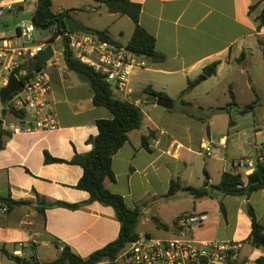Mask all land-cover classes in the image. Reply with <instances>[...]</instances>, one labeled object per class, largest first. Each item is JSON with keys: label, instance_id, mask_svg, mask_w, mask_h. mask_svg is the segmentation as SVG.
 I'll return each mask as SVG.
<instances>
[{"label": "crops", "instance_id": "0c3cea01", "mask_svg": "<svg viewBox=\"0 0 264 264\" xmlns=\"http://www.w3.org/2000/svg\"><path fill=\"white\" fill-rule=\"evenodd\" d=\"M37 1L0 0V9L13 5L12 10L0 15V46L5 40L22 44L19 27L32 22ZM131 1L140 4V24L155 38L156 50L165 60L148 61L146 69L135 71L130 92L117 90L119 98L133 100L141 107L144 119L141 128L130 132L129 140L114 156L116 181H107L106 186L122 196L130 209L142 210L137 229L140 235L173 238L180 217L192 212L205 213L209 220L194 230L193 237L200 242H238L241 248L237 261L256 264L264 258V250L249 243L253 221L250 209L264 226V189L249 198L215 192L213 198L198 200L184 190L171 196L169 189L173 179H180L183 186L203 187L204 171L210 175V183L218 185L225 172L234 171L237 162L256 159L264 148V86L258 87L256 76L264 73V26L259 27L258 20L264 0ZM68 3L54 0L53 11L72 10L75 20L92 29L108 30L124 46L132 39L135 24L128 16L110 13L92 0L64 6ZM52 34L50 31V37ZM50 37L39 43L52 45L47 43ZM61 40H56L61 47L54 49V66L53 62L47 64L52 86L49 100L58 128L50 132H14L10 126L20 116L0 102V113L7 110L0 118L4 143L0 150L1 198L35 201L39 194L48 203L69 204L90 199L87 191L77 188L84 173L80 165L45 162L46 153L67 162L77 154L90 153L93 146L88 140L99 134L97 122L113 117L107 108L95 106L89 83L68 69ZM214 65L215 72L207 71ZM203 74L206 79L182 96L189 81ZM222 86L229 93L234 92L240 107L254 102L257 95L259 105L252 112L241 114L235 107L230 111L210 110L227 107L231 95L226 106L199 103ZM147 87L171 100L172 108L158 106V98L154 101L145 93ZM245 94L251 101L246 105L241 100ZM174 101H179L180 106L170 112ZM150 134L146 149L143 137ZM204 147L211 150L210 156ZM40 207L33 203L5 212L0 203V264H13L18 258L31 263L34 259L43 264L52 262L61 252L55 245L57 240L85 258L119 237L121 224L110 206L94 202L77 210L47 208L44 214ZM41 248L46 249L45 259L40 255ZM20 249L22 256L18 257ZM117 264L126 263L119 256Z\"/></svg>", "mask_w": 264, "mask_h": 264}, {"label": "trees", "instance_id": "16d2710c", "mask_svg": "<svg viewBox=\"0 0 264 264\" xmlns=\"http://www.w3.org/2000/svg\"><path fill=\"white\" fill-rule=\"evenodd\" d=\"M54 0H38L37 8L33 14L32 22L37 29L41 30L44 26L55 22V26L50 29L53 32L47 43L55 42L59 37L62 38V50L64 61L69 70L78 74L83 80L87 81L94 93L93 102L95 106L107 108L111 114V119H103L97 122L99 134L91 137L88 143L93 146L92 151L86 155H75L70 162L51 157L45 154V162L51 163H70L80 165L83 170V176L80 179L77 188L85 190L90 194L88 202L80 204H69L65 202L48 203L45 198L39 194L35 195V201H14L10 197L1 198L0 203L7 208V211L17 206L37 203L42 205L39 211L43 214L47 208L64 207L71 210L80 209L88 204L99 202L102 205L112 207L116 212V217L121 224L120 234L117 240L108 244L104 248L94 252L88 257H82L73 249L61 241H55V245L60 249L59 256L52 262L44 264H101L109 262V264H117V259L123 253L128 245L135 242L140 234L138 226L141 222L143 213L140 208L130 209L122 196L112 193L106 186L107 181L115 182L116 177L112 168L113 158L117 152L129 140L130 132L139 130L142 126L144 113L140 106L135 102L121 99L117 96V89L108 81L107 77L79 61L70 49V39L65 36L69 32L65 23V18L72 14V10L62 12L53 11ZM100 6H104L110 13L128 16L135 24V31L132 39L127 45L128 50L144 57L152 63L163 62L165 57L157 52L155 38L150 35L140 24L141 6L131 0H92ZM259 27L264 26V9L258 18ZM91 34L97 35L102 40L116 42L108 30H96L89 28ZM120 44V43H118ZM37 57L31 59L27 63L29 74L34 73V65ZM44 66L40 67L41 70ZM216 65L210 67L207 71L215 72ZM206 79V74L199 76L194 81H189L188 87L183 91L182 96L193 90L196 86ZM145 93L150 95L155 101L156 98L162 97L163 94L158 93L147 87ZM232 98L231 103L225 108L210 109L212 112L230 111L231 108H237L241 114L252 112L259 105V97L249 105L240 107L236 101L235 94L230 90ZM183 104L189 105L186 101ZM20 116L18 112L11 111ZM22 117V116H21ZM151 134L143 137V147L149 149V140ZM4 147L2 140V130L0 129V150ZM205 185L200 188L192 186H183L180 179H173L169 189V195H175L180 190L188 192L195 199L213 198L214 193H220L223 196H245L249 198L253 193L264 189V165L258 163L255 171L245 177L240 170L225 172L222 180L218 185L210 183V175L204 171ZM221 211L225 214V207L220 203ZM252 232L249 243L257 248L264 250V226L257 220L252 209ZM162 228H167L161 225ZM31 264H43L37 260H32ZM227 264H245L233 259L231 256L227 259ZM256 264H264V258L259 259Z\"/></svg>", "mask_w": 264, "mask_h": 264}, {"label": "built area", "instance_id": "2783aa9c", "mask_svg": "<svg viewBox=\"0 0 264 264\" xmlns=\"http://www.w3.org/2000/svg\"><path fill=\"white\" fill-rule=\"evenodd\" d=\"M12 9L13 5L8 4L0 9V15ZM36 30L33 22L22 23L19 27L22 44L15 45L5 40L0 46V91L8 86L13 75L23 83L21 90L13 94L5 105L7 110L20 114L18 121L10 126L18 133L50 132L58 128L57 116L49 100L52 86L47 67V64L53 62L55 55L41 70L34 71L32 75L27 69V63L48 47L47 44L36 42ZM65 36L70 39L69 46L74 56L103 73L117 90L130 92L133 73L148 67V61L128 50L127 46L102 40L90 32L69 31ZM52 65L54 66V62ZM203 149L207 156L211 155L208 147ZM258 163L264 165V148L256 159L237 162L234 170L250 175ZM3 210L6 212L7 208ZM208 220L209 216L205 213L192 212L183 215L177 221V233L173 238L140 235L120 256L126 264H227L229 256L237 259L240 243L200 242L193 237L194 230L203 227ZM21 253L22 249L16 256L21 257Z\"/></svg>", "mask_w": 264, "mask_h": 264}, {"label": "water", "instance_id": "95a60500", "mask_svg": "<svg viewBox=\"0 0 264 264\" xmlns=\"http://www.w3.org/2000/svg\"><path fill=\"white\" fill-rule=\"evenodd\" d=\"M65 23L68 27L69 31L73 32H89V27L84 25L83 23L75 20L71 15H68L65 18ZM55 26V22H52L46 26H44L41 30L42 31H48L52 29ZM55 51L52 45H49L45 51H43L37 58V61L33 67L35 71H38L40 67L46 65L48 62L51 61V59L54 57ZM207 76H210V73L207 74ZM23 86V83L15 76L13 75L10 79V82L7 87L1 89L0 91V102L2 106L5 107L8 99L15 93L19 92ZM130 102H133V100H130ZM157 105L162 106L166 109L172 108L171 100L159 97L157 99ZM7 113V110L4 108L2 115L5 116ZM17 264H31L29 261H25L21 258L16 259Z\"/></svg>", "mask_w": 264, "mask_h": 264}, {"label": "rangeland", "instance_id": "374dc122", "mask_svg": "<svg viewBox=\"0 0 264 264\" xmlns=\"http://www.w3.org/2000/svg\"><path fill=\"white\" fill-rule=\"evenodd\" d=\"M66 2H69L67 5L64 6H71L74 5L78 2H80L81 0H63ZM74 3H73V2ZM64 3V2H63ZM57 5V4H56ZM90 15L92 14L91 12ZM75 18L76 16L73 15ZM81 16L84 17V14H81ZM73 17V18H74ZM96 17V16H95ZM97 20L102 21V19H100L98 16L96 17ZM28 19H30V17H28ZM30 22V21H27ZM80 22V21H79ZM82 23V22H81ZM84 24V23H83ZM3 26V24H1ZM50 37V31H42L37 29L36 32L34 33V39L36 40V42H42V41H46L48 38ZM21 41L23 42V40L21 39ZM62 41V40H61ZM52 46L55 50H59L61 47V42L60 41H55L52 43ZM257 76V80H258V87L261 89L262 86H264V73H260ZM247 94H245V96H241V100L243 104H249L251 101L250 99H248V96H246ZM251 96V95H250ZM230 97V93L228 91H226L223 86L222 87H218L217 89H215L210 96L203 98L202 100L199 101L200 104H207V105H211V106H226V104L230 101H228V98ZM245 101V102H244ZM174 108L170 111L173 112L175 109H177L180 106V102L179 101H174ZM198 108H196V111L198 112ZM233 114H237L236 111L233 112ZM153 236H158L157 234H153ZM46 249L45 248H41L40 250V255L43 259L46 258Z\"/></svg>", "mask_w": 264, "mask_h": 264}]
</instances>
